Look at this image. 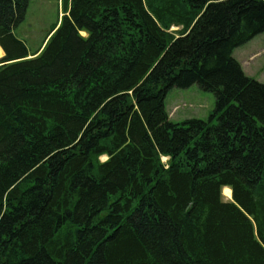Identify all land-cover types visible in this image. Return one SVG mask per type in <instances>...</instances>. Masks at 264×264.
I'll use <instances>...</instances> for the list:
<instances>
[{
  "label": "trees",
  "instance_id": "obj_1",
  "mask_svg": "<svg viewBox=\"0 0 264 264\" xmlns=\"http://www.w3.org/2000/svg\"><path fill=\"white\" fill-rule=\"evenodd\" d=\"M29 2L0 0V264H264V84L232 56L264 0H62L33 54ZM192 85L214 112L171 122Z\"/></svg>",
  "mask_w": 264,
  "mask_h": 264
},
{
  "label": "rangeland",
  "instance_id": "obj_2",
  "mask_svg": "<svg viewBox=\"0 0 264 264\" xmlns=\"http://www.w3.org/2000/svg\"><path fill=\"white\" fill-rule=\"evenodd\" d=\"M62 0H30L24 20L14 29V36L22 41L30 54L41 48L51 36L50 29L59 23L65 6ZM178 28L172 27L170 32ZM248 78L264 84V33L232 53ZM3 58L2 57L0 59ZM164 108L171 122L180 124L186 120H207L214 112L215 100L211 93L201 91L197 85L187 89H172L166 94ZM216 123V121H214ZM105 160L104 157L101 158ZM223 201L227 202L222 197ZM230 201V200H228Z\"/></svg>",
  "mask_w": 264,
  "mask_h": 264
},
{
  "label": "bare ground",
  "instance_id": "obj_3",
  "mask_svg": "<svg viewBox=\"0 0 264 264\" xmlns=\"http://www.w3.org/2000/svg\"><path fill=\"white\" fill-rule=\"evenodd\" d=\"M2 54H3V57H4V53L3 51L1 50L0 48V58L2 57ZM221 195L224 199H226L227 201L231 199V191L230 189L228 188H223L222 189V192H221Z\"/></svg>",
  "mask_w": 264,
  "mask_h": 264
}]
</instances>
